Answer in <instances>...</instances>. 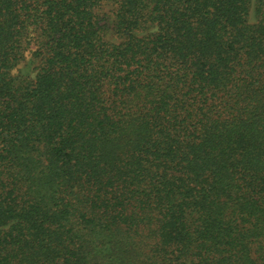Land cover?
I'll list each match as a JSON object with an SVG mask.
<instances>
[{
  "label": "trees",
  "instance_id": "1",
  "mask_svg": "<svg viewBox=\"0 0 264 264\" xmlns=\"http://www.w3.org/2000/svg\"><path fill=\"white\" fill-rule=\"evenodd\" d=\"M0 264H264V0H0Z\"/></svg>",
  "mask_w": 264,
  "mask_h": 264
},
{
  "label": "rangeland",
  "instance_id": "2",
  "mask_svg": "<svg viewBox=\"0 0 264 264\" xmlns=\"http://www.w3.org/2000/svg\"><path fill=\"white\" fill-rule=\"evenodd\" d=\"M36 50L35 46L33 45L31 49L26 53V61L19 67V70H25L27 67V64L32 60L33 58V52Z\"/></svg>",
  "mask_w": 264,
  "mask_h": 264
}]
</instances>
